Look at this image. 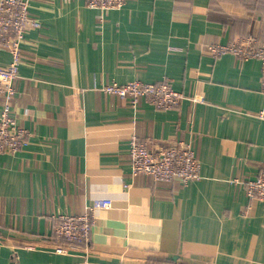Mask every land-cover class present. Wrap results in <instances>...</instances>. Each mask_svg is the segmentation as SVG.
<instances>
[{"label": "crops", "instance_id": "0c3cea01", "mask_svg": "<svg viewBox=\"0 0 264 264\" xmlns=\"http://www.w3.org/2000/svg\"><path fill=\"white\" fill-rule=\"evenodd\" d=\"M29 11L42 25L21 43L12 106L31 135L0 153V264H264V204L244 185L264 170L260 60L205 51L264 39V0H125L104 12L33 0ZM163 79L187 95L178 105L133 107L101 89ZM132 135L189 142L198 177L133 175ZM100 198L112 205L94 210L89 244L56 251L59 215Z\"/></svg>", "mask_w": 264, "mask_h": 264}, {"label": "built area", "instance_id": "2783aa9c", "mask_svg": "<svg viewBox=\"0 0 264 264\" xmlns=\"http://www.w3.org/2000/svg\"><path fill=\"white\" fill-rule=\"evenodd\" d=\"M33 0H0V49L8 50L11 61L0 65V153H14L28 143L31 135L29 129L20 125L13 113L12 101L15 94L13 81L18 77L21 62V43L31 29L41 27L38 17L30 14ZM125 0H85L87 7L101 12L120 8ZM205 51L212 55L231 52L240 59L255 57L260 60L261 91L264 93V39L257 35H247L229 43L209 44ZM106 94H117L129 98L136 107L141 98L147 99L156 108L165 109L176 106L186 98L185 93L174 89L168 79L159 82H141L138 80L126 83L109 82L101 87ZM192 100H198L193 97ZM263 115V111L259 112ZM131 173H144L153 181L178 180L183 184L198 177L199 160L192 145L182 140L164 141L152 145L139 141L135 135L130 137L129 149ZM246 195L250 199L258 198L264 204V170L244 181ZM109 198L92 200L86 210L80 214H61L54 225L53 232L57 239L55 250L66 252L75 243L90 242L93 224V212L97 208H109ZM81 264H97L87 260Z\"/></svg>", "mask_w": 264, "mask_h": 264}]
</instances>
